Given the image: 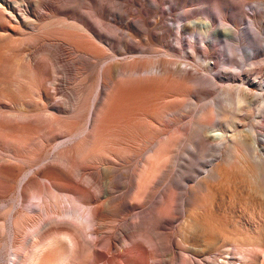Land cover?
<instances>
[{
  "label": "bare ground",
  "instance_id": "bare-ground-1",
  "mask_svg": "<svg viewBox=\"0 0 264 264\" xmlns=\"http://www.w3.org/2000/svg\"><path fill=\"white\" fill-rule=\"evenodd\" d=\"M105 1L109 0H0V198L8 195L17 184L20 203V205H13L9 210L8 239L4 243L0 239V248L4 246L5 253L13 257L10 258L9 264H21L23 261L24 264H121V262L122 264H127V256V260H123L117 254V251L115 254L112 253L111 244L107 243L111 238L106 242L107 244H104L105 250H95V245L98 243L97 240L101 237L99 230L102 228V222H105V216L107 217L109 213H117L126 205L123 200L112 201L109 199L112 194L111 189L114 186V178L118 174L117 168L126 157L132 158L131 153L127 152L128 149L139 153L142 146L147 147L144 154L140 153L142 158L138 156L140 169H138L139 173L135 174L134 184H132L133 194L131 201L133 205L140 206L146 197L150 184L161 173L166 171V169L164 170L166 166L171 165L173 151H176L174 149H176L177 143L182 142L181 139H184L183 133L186 132L185 129L181 133L182 128L184 129L185 127L183 125L180 130L178 126L180 122L177 123L173 117L177 109L170 107L169 100L172 97L175 98L176 95V97H181L180 99L183 101L182 98L184 99L189 95L191 85H194L197 90L200 88L196 87L198 84L200 86V83H202V86H204L205 81L208 82L207 78H203L200 75L197 68L191 66L170 68L163 63V60L156 59L155 63L153 62L150 67H143L140 64L122 66L116 63L115 60L104 62L106 57L103 59L104 54L97 50L96 41L93 40V37L98 39L97 31L94 29L96 27L95 23L84 14L79 16L71 15L70 17L67 13H63L61 8L65 6L67 9H78L79 7L87 9L88 12L86 11V14L88 13L89 16L96 19L98 24L103 25L100 21V14L107 8L105 4H102ZM153 2L154 0H151L149 6L147 5V12L152 11ZM211 2H213L214 12L220 13L223 1L213 0ZM25 3L29 4L25 11L26 18L20 16L19 21L6 19L8 18V13H13L16 16L15 8L18 11L17 7L24 6L23 4ZM117 3L119 2L117 1ZM117 3L115 2V4ZM109 4H113V2ZM109 4L108 6L111 7ZM114 5L112 6L113 8H115ZM117 5L120 6L119 4ZM119 11L118 13L120 14L123 12V10H121L122 12ZM58 15L62 16V18ZM39 16L44 17V19H50L49 23L39 28L37 23L40 20ZM26 20L32 21L31 24L38 28L36 31L37 36L30 41L14 38V36L19 35ZM188 23V26H185L184 23L182 26H178V32H185L190 35L195 32H203L204 36L211 34L214 39H224L227 42L229 39L238 37L236 26L232 27V24L228 23V27L231 25L230 27L236 30L225 28L227 23L224 28L222 27L223 25H220L222 28H217V21L212 11H205V14L200 16V20L189 21ZM252 31L250 30L249 32L252 33ZM161 34H151L150 36L157 43L162 44L164 37ZM199 37L202 36L200 35ZM244 37H248V34L245 33ZM201 43L204 46H211V42L205 39H202ZM42 49H44L45 54L39 60L36 56ZM66 51L70 55L75 56V58L83 57L85 65L92 64V61H102V59L104 63H102L98 71L96 80L97 91L95 93L91 92L93 95L90 107H88L90 99L87 102L85 101L88 103L86 104L82 98H79L77 101L74 100L77 103L75 105L72 104L74 106L70 110V115L62 117L61 115H56V112L48 113L50 94L45 85V77H50L51 71L49 72L48 65L45 63L47 61L45 60L44 62L43 58L47 57L51 61L50 67L54 72H57L59 68H64V60L61 55L64 52L66 53ZM24 53L27 54L25 59L23 57ZM85 58L87 59L85 60ZM214 80L213 77L211 81ZM242 84L243 86L238 87L239 89L237 88L233 92L232 90L227 91L225 93L226 96L224 95L226 97L224 104L228 103L231 109H227L226 105L221 106L220 101L219 104H209L207 107H202L199 114L195 116L199 115L197 123L209 119L207 118L209 115L214 116L219 122V129L217 128L218 130L213 133L211 130L210 134L207 132L208 135L206 137L204 135V139L224 145L226 163L237 161L247 168L249 165L246 159L250 160L252 156L256 163H261L263 158L257 155L256 152L258 141L255 137L254 129L249 128L245 133H241L238 130L244 115L249 113L244 111L245 105L250 107L249 89L247 85ZM145 86H151L152 89H143ZM128 87L136 88V91H128ZM164 88H170L171 90H162L160 93L159 90ZM75 90L77 92V89ZM78 90H80V87ZM90 91L89 88V94ZM83 93L85 94L82 91L81 94ZM81 94H79V97H83ZM84 100H88V96ZM181 101L177 105H180ZM83 103L87 105L84 108L88 109L84 122L81 121ZM255 103L258 107L254 105ZM255 103L252 105L257 108L255 109L257 110L256 113L264 115V95ZM186 104L188 105V103ZM225 108L227 110H224ZM214 121L215 123L217 122L216 120ZM203 124L200 127L203 128ZM209 126L212 127L208 125L207 128ZM199 128L198 131L200 130ZM205 128L200 131L204 132ZM195 132L194 130L193 134ZM201 132L199 133L201 134ZM194 137L197 138V135ZM200 137L198 134V138ZM61 138L64 140L59 144L54 143L57 144L53 149L56 153L54 157H56L55 160L57 162L67 167L68 173L52 164H46L43 168L38 167V162L41 161L40 163H42L44 160L42 159V154H44L48 143L61 140ZM189 139L191 140V138ZM200 140L203 141V139ZM205 140L204 143L206 142ZM121 147L126 149V152L121 153ZM140 152H143V149ZM129 159H127V162ZM134 159L136 160L135 157ZM83 161L84 163L93 161L96 165L95 169H98L101 175L104 176L103 182L100 179L101 183H97L99 184L98 194L100 192L103 193V196L100 194L102 196L101 202L95 201L96 198L93 197L91 192L71 178V175L75 174L81 178L88 177V181L95 180V174L90 172L91 167L84 166ZM122 164V167L126 165ZM135 164L137 165V163ZM90 165L92 164L90 163ZM35 166H37L36 169ZM209 170L212 177H217L216 166H212ZM138 171L133 170V172ZM250 176L259 187L264 189V180H259L260 176H256L254 171H250ZM38 178L48 180L49 184H42L38 181ZM64 179L71 183L68 188L61 186ZM96 189L98 188L96 187ZM31 200L38 201L40 205L41 210L38 217L51 220L56 217L66 218V221L70 220L69 222L72 223L62 220L66 224H63V222L49 224L48 228L43 229L39 224L43 222L40 218L37 219L39 222L32 220V214L34 216V213L29 206H27V210L18 211V207ZM62 200L69 204L72 209L74 208L72 206L82 208L80 211L83 210L81 212H84L85 216L83 215L82 217H86L85 220L82 219L80 221L79 217L81 214L78 213L79 211L76 213L74 209V212L60 211L58 208ZM168 202L169 197L164 195L157 204L159 209L156 208L158 210L156 215H160L159 219L164 218L162 214L167 212V209L169 211L174 209L175 195L172 194L171 203L167 208ZM153 220L156 221L157 219L154 218ZM155 221L153 223H156ZM159 221L158 226L161 223ZM150 226H155V224L148 225V227L144 226L142 230H139L141 234L138 233V239L134 241L132 239L130 244L126 243L122 250L131 249L132 251L133 247L138 246L151 256L153 249L158 247L155 245L154 238L148 233ZM152 228L156 229L157 226L151 227V231L155 232V229L152 230ZM197 228L194 221L185 220L179 229L181 239H186ZM111 229L113 228L111 227ZM143 229L145 231L148 230L145 233L149 235L142 232ZM155 233L156 235L157 233L160 234L159 232ZM153 235L155 234L153 233ZM145 242L149 244V249L144 245ZM204 242V247L198 248L203 252L207 251L208 247L211 246L209 241ZM180 248L182 254L179 263L192 264L190 250L183 243L180 244ZM241 251L238 253V260H234V257L228 254L219 264H246V261L251 258L247 257L248 255H254L257 258L259 254L254 249H243ZM84 252L90 255L85 263L82 262ZM246 257L248 260H246Z\"/></svg>",
  "mask_w": 264,
  "mask_h": 264
},
{
  "label": "rangeland",
  "instance_id": "rangeland-1",
  "mask_svg": "<svg viewBox=\"0 0 264 264\" xmlns=\"http://www.w3.org/2000/svg\"><path fill=\"white\" fill-rule=\"evenodd\" d=\"M117 1L119 3H117ZM150 1L151 0H109L105 1L106 3L103 2L102 4H105V7H107H104V11L100 14V21L103 25L98 24L96 19L89 16L88 13L86 14V11L88 12L87 9L80 7L78 9H67L65 6L62 7L63 9L61 8L62 12L67 13L70 17L71 15L79 16L80 14H84L88 16V18L90 17L89 19L95 23L94 25L96 27L94 29L97 31L98 39L93 37V40L96 41L97 50L104 54L103 59L106 57L104 62L115 60L116 63L122 66L140 64L143 67H150L153 62L155 63L156 59L163 60V63L170 68L183 66L197 68L200 75L203 78H207L208 82L210 81V83L205 81V87L202 86V83H200V86L196 84V87L201 88L197 90L194 88V85H191L190 93L184 99L182 98L183 101H181V97H176V95L175 98L172 97L173 99L171 98L169 100L171 104H169L170 107L177 109L173 117L177 123L180 122L178 123L180 130L183 125L185 127L184 129L182 128L181 133L186 129V132L183 133L185 137L183 136L184 139H181L182 142L177 143L176 149H174L176 151H173V161L171 165H168L171 167L169 168L166 166L164 168L166 171L161 173V175L150 184L151 188L149 187L146 192V200L144 199L145 202L143 201L140 206L133 205L131 201L133 194L132 184H134L135 174L137 175L139 173L138 169H140L138 159L139 157L142 158L141 154L145 153L147 147L145 148L142 146L139 153L129 149V151L127 150V152L131 153L130 155L132 158L126 157L123 160L122 163L126 164L124 167H122L123 164L120 163V168H117L118 174H116L114 178V186L111 189L112 194L109 196V199L112 201L123 200L126 205L117 213H109L107 217L105 216V222H102L103 229L101 228V230H99V234L101 235V237H99L101 239L99 238V241L97 240L98 243L95 245V250H105L104 244L111 238L107 243L111 244L112 253L115 254L117 251V254H119L123 260L128 259L127 264H180L179 262L182 254L180 252V244L183 243L191 252L190 257L192 264H219L228 254L232 255L234 260H238V253L242 252L241 250L243 249H254L259 253L257 258H255L254 255H248L247 257H251L249 258L250 263L246 261L248 260L246 257V264H251L252 262L254 264L255 262L256 264H264V189L259 187L250 176V171H254L256 176H260L259 180H264V115H258V113H256L257 110H255L257 109L256 107H258L255 102H258L264 95V0H222L223 5L220 13L214 12L213 2H211L213 0H154L152 11L147 12ZM110 2H113V4H109ZM115 2L121 7L115 4ZM108 4L111 5V7L108 6ZM23 5L24 6L17 7L18 11H16L15 8L14 12H16V16L13 15V13H8V18L6 19L19 21L20 16L26 18L25 11L26 8L29 7V4L25 3ZM113 5L115 8L112 7ZM116 10L117 12H115ZM118 10H123V12L121 11L122 13L120 14ZM205 11H212L217 21V28H224L227 23L225 28H236L238 30L235 29L238 37L231 40L229 39L228 42H230V44H228L227 40H216L211 34L204 36L205 34L203 32H195L192 35L185 32H178V26H182L183 23L185 26H188L187 24H189V21L200 20V16L204 15ZM58 16L62 18V16ZM39 19L40 20L37 22L39 28L50 21V19H44V17H40ZM31 22L32 21L26 20L21 30V32H24H20V36H14V38L30 41L32 38L36 37L38 28H35ZM140 23L143 24L141 25ZM228 23L232 24V27H236L232 28L230 27L231 25L228 27ZM220 25L223 26L221 27ZM144 27L145 29H143ZM250 30H253V34L249 32ZM245 33L248 34V37H244ZM151 34L163 35L164 42L162 44L157 43L150 36ZM199 34L202 37H199ZM200 38L201 40L205 39L208 42L210 41L211 46H204ZM232 42L233 44H231ZM24 54L23 57L25 59L27 54ZM43 54H45L44 49H42L36 57L40 60ZM61 57L64 60V68H59L57 72H54L50 67L51 61L47 57V59L43 58L44 62L45 60L47 61L45 63L48 65L49 72L51 71V76L45 77V85L50 94L48 100V108L50 110L48 109V113L56 112V115L68 117L71 108L77 103H75L74 100L77 101L79 98H82L84 103H86L90 99L88 102L89 104L86 103L89 105L88 107H90L93 95L91 92L93 91L95 93V91H97V75L100 66L104 62L102 59V61L99 60L100 62L92 61L94 64L85 65L83 57L75 58V56L70 55L68 51L62 53ZM86 59L87 58H85V60ZM213 77L215 80L211 81ZM242 83L247 85L249 89L250 107L253 109L245 105L244 111L250 114L244 115V119L241 125L238 126V130L241 133H245L249 128L254 129V134L258 141L256 152L257 155L263 158V162L261 163H256L252 156L250 160L246 159L249 165L247 168L237 161L226 163V157L224 159L226 152L224 145L212 143L204 139V135L206 137L211 133V130L213 133L219 129V122L217 119L209 115L207 117L209 119L198 122L200 123L198 124L199 115L195 116L199 114L202 107H207L209 104H219L220 101L221 106L226 105L227 109H229L230 106L228 103L224 104V101H226L225 93L227 91L232 90L233 92L235 89L237 90L238 87L240 88L243 86ZM79 87L81 91L78 90ZM89 88L91 90L90 94L88 93ZM75 89H77L78 93ZM143 89L152 88L151 86H145ZM127 90L135 92L136 88L128 87ZM162 90L169 91L171 89L164 88L159 90V92L161 93ZM82 91L85 92V94H81ZM79 94L83 97H79ZM75 96L78 98H75ZM84 96L86 99L88 96V100H84ZM179 101H181V104L177 105ZM186 103H188L189 106ZM72 104L74 105L72 106ZM86 104H84L82 108L84 110H82L81 113L82 122L85 121L88 113V109H85L87 106ZM246 106L248 107L246 108ZM227 109L225 108L224 110ZM214 120L218 123H215ZM82 122L81 124L83 125ZM202 123H204L203 128H207L208 125H211L214 130L209 126L207 128L208 131H206L207 129L205 128L204 132H201L200 130H203V128L200 127ZM198 128L200 129L199 131ZM191 130H195V134L198 131L196 134L197 138L194 137L196 135L193 134ZM199 132H201V134ZM192 134L193 136L191 137ZM198 134L199 137L201 136L200 138H198ZM189 138H191L192 141ZM200 139H203V141ZM63 140L64 139L61 138V140L59 139L55 142L51 141L48 143L44 154H42V159L44 160L42 163H40L41 161L38 162V167L43 168L46 164H52L68 173L67 167L57 162L55 160L56 157H54L56 154L53 150L54 146ZM204 140L207 143H204ZM142 149L143 152H140ZM239 150L241 149L239 148ZM120 151L124 153L126 149H122L121 147ZM133 154L135 155L133 156ZM127 159H129L128 162ZM86 162L84 163L83 161L82 163H84L83 165L86 167H91L90 172L95 174V180H89V182L88 177L81 178L75 174H72L71 178L91 192L93 197L96 198H94L95 201L101 202L103 193L100 192L98 194V192L99 184L101 181L103 182L104 176L101 175L98 169H95L96 165L93 161ZM90 163L92 165H90ZM135 163H137V165ZM37 166H35V169ZM212 166H216L218 171V175L217 177L215 176V178L210 175L209 169H211ZM133 170L138 172H133ZM171 177L173 181H171ZM100 179L102 180L100 181ZM38 181L42 184H49V181L46 179L40 178ZM70 184L69 181L64 179L61 186L68 188ZM96 187L98 189H96ZM100 194H102V196ZM172 194L175 195L174 209L172 211L167 209V212L162 214L164 218L159 219L160 215H156L158 213L157 209H159L157 204L164 195H167L169 197V202L167 204L168 208L172 200ZM29 202H25L18 207V211L27 210L26 208L29 206L34 213V216L32 214V220L36 221L40 218L43 222L39 224L43 229H46L47 226L49 227V224L63 222L62 220H64V222L70 221H66V218L56 217L54 220H51L38 217L41 210L38 201L31 200ZM60 202L58 208L60 211L71 212L74 209L76 213L79 211L78 213L81 214L79 220H85L86 217H82L84 212L81 211L83 210L80 211L82 208L72 206L74 207L72 209L70 205L63 202V200ZM15 204L20 205L17 184L14 190L8 195L0 198V207H2L0 208V239L2 243L8 239V214L11 207ZM152 218L157 220L155 221ZM152 220L156 223H153ZM185 220L194 221L195 226L198 228L194 233H190L186 239L182 240L179 235V229ZM37 221L39 222V220ZM148 221L150 222L148 223ZM158 221L159 223L161 222L159 226ZM46 222L48 223L46 224ZM64 222L63 224H66ZM154 224L157 228H152V230L155 229V232H159L160 234L157 233L156 235L154 231H151V227L155 226H150L149 229L145 228L155 234L153 235L150 231L148 232L150 236L154 238L155 245L158 247L157 249H153L151 256L148 255L143 248L138 246L133 247L132 251L131 249L122 250L126 243L130 244L132 239L133 241L138 239L139 234H141L139 230H142L144 226L148 227V225ZM111 227L113 229H111ZM145 229H143L142 232L145 233L148 231H145ZM204 241H209L211 243V246H209L208 250L205 252L198 249L204 247ZM146 244L147 242H145L144 245L149 249V244ZM3 247L4 246H1L0 248V264H9L10 258L13 257L6 254ZM121 251L122 253H120ZM86 253L84 252L85 255H82L83 263H85L90 256L88 255L89 253ZM21 264H24V261L21 262Z\"/></svg>",
  "mask_w": 264,
  "mask_h": 264
}]
</instances>
